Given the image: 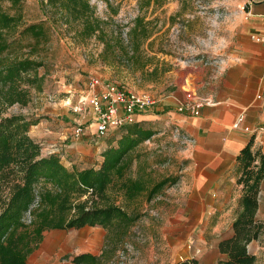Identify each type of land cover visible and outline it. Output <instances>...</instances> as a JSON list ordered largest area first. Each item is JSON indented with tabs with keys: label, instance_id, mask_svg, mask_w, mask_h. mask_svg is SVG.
<instances>
[{
	"label": "rangeland",
	"instance_id": "1",
	"mask_svg": "<svg viewBox=\"0 0 264 264\" xmlns=\"http://www.w3.org/2000/svg\"><path fill=\"white\" fill-rule=\"evenodd\" d=\"M90 3L95 14L107 21L106 29L117 26L125 39L135 17L143 16L149 22L152 40L149 46L145 42L143 49L150 55L156 52L158 60L150 59L149 68L157 64L160 71L155 75L140 74L126 67L105 65L98 59L102 49L98 40L91 38L80 43L59 30L49 34L48 41L34 56L43 63L37 69L42 75L40 89H31L26 106L15 104L6 113L23 114L54 126L61 124V130L56 127L59 135L54 138L51 132L44 131L46 134L41 136L46 139L42 142L44 151L72 156L71 160L64 157L69 168L75 160L78 168L97 166L102 160L101 151L112 135H98L96 115L90 108L73 111L79 98L88 93L90 79L148 94L153 104L138 114V120L147 122L156 133L137 148L141 154L139 162L153 180L166 176H178V180L163 188L159 198L151 203L146 202L143 194L129 204L128 210H134L139 218L123 250L119 251L121 264H173L185 258H195L199 264H216L223 257L216 249V237H228L230 233L222 234L226 226L221 232L208 234L201 228V218L197 219L191 211L192 204L186 194L187 153L191 142L180 136L182 131L162 115V110H156V106L176 92L177 87L186 93L180 104L195 100L202 106L208 102L207 97H199L191 80L184 83V76L196 67H203L208 69L207 76L214 79L232 67L248 64L250 50L243 40L248 31L254 30L248 24L247 0H159L157 5L151 3L144 8L139 6V0H91ZM42 16L40 0L25 1V23L35 22ZM23 40L25 45L29 38ZM12 53L23 56L28 52L17 46ZM163 68L169 71L163 73ZM76 126L83 129L79 136L74 135ZM249 129L248 132L259 137L258 142L262 140L264 126ZM130 175H136V163ZM104 235L105 230L100 226L45 230L39 245L29 255L28 264H73L72 257L76 254H98ZM249 250L257 255V264H264L263 241L253 242Z\"/></svg>",
	"mask_w": 264,
	"mask_h": 264
},
{
	"label": "trees",
	"instance_id": "2",
	"mask_svg": "<svg viewBox=\"0 0 264 264\" xmlns=\"http://www.w3.org/2000/svg\"><path fill=\"white\" fill-rule=\"evenodd\" d=\"M25 1L0 0V264H28V257L45 230L84 226L102 227L104 243L98 254H76L72 263L121 264L119 251L139 218L134 210H128L129 204L143 194L146 202L151 203L163 188L178 180V176L153 180L139 162L141 154L137 148L153 138L154 128L138 121L111 131L106 135L112 137L101 151L102 160L97 166L69 168L61 161V154L47 153L30 136V128L39 122L37 119L23 114L7 115L6 111L15 104L26 106L31 89H40L42 75L37 69L43 63L34 56L48 41L49 34L59 30L80 43L91 38L98 40L102 44L98 59L105 65L157 74L159 66L149 68L148 63L150 59L158 60L156 52L150 55L143 49L145 42L149 46L152 41L149 22L143 16L135 17L125 39L117 26L106 29L107 21L95 14L91 0H40L43 16L25 23ZM151 3L157 5L159 0H139L141 8ZM26 37L29 41L23 45ZM17 46L26 48L28 53L13 55ZM254 141L252 134L236 156V182L241 186V194L231 224L232 235L219 241L218 250L223 257L216 264L258 262L249 244L264 242V219L258 216L264 152ZM134 163L136 175L132 176ZM173 264L198 261L185 258Z\"/></svg>",
	"mask_w": 264,
	"mask_h": 264
},
{
	"label": "crops",
	"instance_id": "3",
	"mask_svg": "<svg viewBox=\"0 0 264 264\" xmlns=\"http://www.w3.org/2000/svg\"><path fill=\"white\" fill-rule=\"evenodd\" d=\"M247 8L248 24L254 30L252 33L248 31L243 40L250 50L248 64L232 67L214 79L207 76V68L196 67L191 70V74L185 71L188 75L182 78L184 83L187 79L191 80L195 93L208 99L200 107L198 115L188 110H177L186 97L180 87L156 106V110H162V115L192 140L187 153L189 171L186 187L188 200L192 204L191 211L197 219L201 218V228L208 234L221 232L227 226L222 234L228 232V237L232 235L231 224L241 194V186L236 182V156L253 134L244 131V128L264 126V41L254 39L257 35L264 36V0ZM176 78L179 79V76ZM258 94L261 95L259 99L256 98ZM60 126L40 120L31 126L29 134L43 144L46 140L41 137L46 134L44 131L51 132L54 138L59 135V131H56L61 130ZM257 138L255 134L254 145L260 146L264 152V135L259 142ZM65 156L69 160L73 159L68 154ZM65 156H62L61 161L67 165ZM74 156L81 160L77 155ZM72 165L77 166L76 160L72 161ZM258 216L264 219V181L260 190ZM225 238L217 235L216 249L219 241Z\"/></svg>",
	"mask_w": 264,
	"mask_h": 264
},
{
	"label": "built area",
	"instance_id": "4",
	"mask_svg": "<svg viewBox=\"0 0 264 264\" xmlns=\"http://www.w3.org/2000/svg\"><path fill=\"white\" fill-rule=\"evenodd\" d=\"M262 0H247V5L250 6L255 2ZM256 41H264L263 35L254 37ZM257 99L261 98L258 94ZM153 101L148 94L134 93L110 82H100L97 78H91L89 82V91L86 95L79 98L77 104L73 107L74 112H81L85 107L90 108L96 115L95 128L99 136H106L109 132L114 131L126 124L137 122L139 113L145 111ZM201 103L195 100H188L180 104L178 111H190L194 115L199 114ZM244 131H250L249 127H245ZM81 126H76L74 135L82 134ZM255 134V133H253ZM181 136V135H180ZM185 141L192 140L182 134ZM47 153H56L46 151ZM159 198V197H157ZM26 220L30 217V212L27 211Z\"/></svg>",
	"mask_w": 264,
	"mask_h": 264
}]
</instances>
